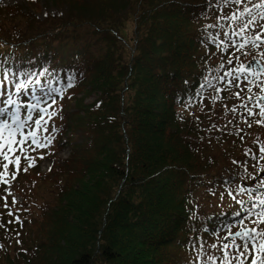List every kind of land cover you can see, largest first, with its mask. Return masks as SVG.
<instances>
[{
	"label": "trees",
	"instance_id": "1",
	"mask_svg": "<svg viewBox=\"0 0 264 264\" xmlns=\"http://www.w3.org/2000/svg\"><path fill=\"white\" fill-rule=\"evenodd\" d=\"M36 1L29 9L0 4V61L13 72L47 67L45 89L64 88L75 76L57 97L62 110L54 118V143L65 139L69 154L57 163L55 150L44 178L37 168L19 174L27 181L23 215L33 197L40 212L19 230L21 244L11 238L15 254L5 248L0 264H194L192 241L220 255L210 245L239 220V205L214 201L255 183L241 180L243 169L232 161L246 159V139L264 135V127L239 125L248 133L243 142L227 134L233 125L207 131L232 120L225 105L239 101L229 91L208 115L186 113L201 101L203 77L211 72L216 83L221 53L203 41L219 13L205 11L207 0H48L65 12L40 20ZM0 92V107L8 93L30 101L12 84ZM93 92L98 97L85 104Z\"/></svg>",
	"mask_w": 264,
	"mask_h": 264
},
{
	"label": "snow or ice",
	"instance_id": "2",
	"mask_svg": "<svg viewBox=\"0 0 264 264\" xmlns=\"http://www.w3.org/2000/svg\"><path fill=\"white\" fill-rule=\"evenodd\" d=\"M210 8H215L219 15L215 24H209L204 29L208 34L203 43L214 45L221 56L214 69L216 83L209 78L212 75L210 72L203 77L196 95L201 97L202 103L203 91L211 87L216 94L210 100L215 105L217 101L224 99L220 93L232 92L231 98L239 103L231 108L225 105V115L230 112L233 119L222 127L213 123L207 131H223L233 125L235 131L229 130L227 134L235 135L243 142L248 133L239 124L242 123L247 128L253 125L264 127V0H207L205 11ZM225 9L230 11L225 13ZM209 29L217 31L213 34ZM221 34L223 40L220 38ZM249 56L252 57L251 60L248 59ZM4 63L7 61H0V88L12 84L16 96L21 93L27 96L30 93L29 103H22L12 93H8L3 100L7 107H0V186L7 185L4 188L6 195L0 196V200L4 202L7 215L13 217L8 223H16L23 228L22 219L12 210L18 204L11 191L12 184L21 172L29 173L47 154L33 156L31 153L53 146L58 131L54 118L62 110L55 107L57 97L62 99L64 93L74 87L75 76H67L64 88L45 89L40 77L49 75L47 67L39 73L13 72L11 68H4ZM18 76H23L24 79L17 80ZM233 89L237 91H232ZM3 95L0 92V96ZM99 106L98 102L96 107ZM188 106L191 107L190 104ZM242 132L244 135H241ZM253 144L256 145V151L251 147L245 148L243 155L246 159L233 160L232 163L243 169L241 180L247 178L255 183L252 186L237 185L234 190H226L227 195L239 205L234 213L239 220L228 226L222 237L217 234V241L210 245L215 252L220 253L218 256L208 254L204 244L197 247L196 241H192L193 250L197 253L194 264H264V141L257 137ZM250 161L254 172H249ZM8 196H12L11 205L8 203ZM245 196L247 199L238 198ZM220 198L223 200L224 195ZM2 216L3 213H0V227L7 232ZM233 227L237 228L235 232L232 231ZM12 231L16 236V243L21 244L20 232L15 229ZM3 247L0 244V249ZM20 251L26 253L27 250L20 248ZM204 256L207 257L206 260L203 259Z\"/></svg>",
	"mask_w": 264,
	"mask_h": 264
},
{
	"label": "rangeland",
	"instance_id": "3",
	"mask_svg": "<svg viewBox=\"0 0 264 264\" xmlns=\"http://www.w3.org/2000/svg\"><path fill=\"white\" fill-rule=\"evenodd\" d=\"M29 1H33V0H0V4L1 5H8V6L17 5V6H20L22 8L26 7V9H29V7H27V5H26V3ZM35 3H37V8H34L33 9L34 11H32V13L37 18H39L40 20H42L46 15L62 16L65 12V9L63 7L55 6L54 4H51L48 0H37ZM127 25H129V23H127ZM127 39H129V41H130V39H131L130 35L127 36ZM230 51H231V49H230ZM251 58L252 57L249 56L248 59L251 60ZM242 87H243V85H242ZM215 94L216 93H214V91L211 90L207 94V96L202 100V103L200 101L199 103L195 104V106H193L192 108H189V110L186 113L187 114H197V115H201V116L208 115L210 105H213L211 100H210V97L215 95ZM81 96L77 95V98L78 97L80 98ZM97 97H98V94L96 92L89 94V96L87 98H85V104L92 103ZM228 118L233 119V116L231 113L228 115ZM238 119L239 118L237 117V120ZM241 124H239V125H241ZM49 127H50V125H49ZM257 137H259V139L261 141H264V135H259ZM257 137L251 135L250 137H248L246 139V142L249 144V146L251 148H253L254 151H256L257 148H256V145L253 144V140L256 139ZM74 140H76V139L74 138ZM55 143L49 149L37 150V152L31 153L33 156L43 154V153H47L45 155V159L39 160L37 162V166L33 167V169L34 168L38 169V172L40 173L41 178H44L47 176L48 169L51 168V165H52L50 155L55 150H56V152L58 151L56 153V159H57L56 162L57 163L60 161V159L67 158V156L69 154V148L65 142V139H63V138L60 139V137H59L58 139H56ZM229 144H231V143H229ZM22 163H23V161H22ZM20 176L17 177V179L13 182L12 188H11V191L14 193L15 198L18 201V204L12 210H13V212L17 211L16 215H18L23 221V228H21L20 226H17V230L24 232V226L30 221V216L32 214L37 216V214L40 212L39 206H40L41 201L39 200V197H36V198L33 197L34 199L32 201L27 200L25 203H27V205H28L29 209H31V211H29L27 214L23 215L22 204H24V203H23L22 198H24L27 194V191H26L27 181L24 180L23 178H21ZM253 182H255V181H253ZM5 187H7V185L0 186V190H1L0 196L6 195V193L4 191ZM231 200L232 199L230 197H227V198L224 197L223 200H221V198H220V199L215 200L214 202L221 204V207H226L230 203ZM11 202H12V196H8L9 205H11ZM3 203H4L3 200H1L0 213H3L2 222L4 225H6L7 229L9 230V226H11V224L8 223V221L12 220L13 217H10L7 215V209H5L3 207ZM19 205H21V206H19ZM13 236H15V234L13 235V231H11V232L7 231L6 232L5 228L0 227V244L4 245L3 249H0V261L2 260L3 251L5 248H7L6 250H8V253H10V255L15 254L14 250H15V248H17L18 245H16V243H14V240H11V238ZM44 264H46V261L44 262Z\"/></svg>",
	"mask_w": 264,
	"mask_h": 264
}]
</instances>
